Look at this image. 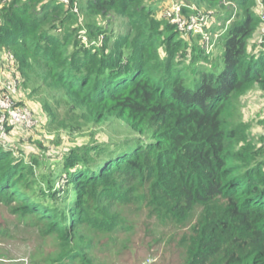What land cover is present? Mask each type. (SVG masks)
<instances>
[{
    "label": "trees",
    "instance_id": "obj_1",
    "mask_svg": "<svg viewBox=\"0 0 264 264\" xmlns=\"http://www.w3.org/2000/svg\"><path fill=\"white\" fill-rule=\"evenodd\" d=\"M181 1L185 14L194 1L224 9V0ZM235 1L240 13L214 64L205 42L190 44L192 34L155 19L160 0H1L0 51L14 55L15 72L63 92L65 130L111 134L72 150L54 178L38 179L21 148L0 144V202L37 217L83 261L72 247L79 228L137 203L166 221L195 219L185 264H264V162L243 145L235 114L244 92L264 91V49L250 51L255 0ZM112 14L128 30L106 53L115 36L96 19ZM99 33L102 48L92 46ZM49 111L51 123L62 121Z\"/></svg>",
    "mask_w": 264,
    "mask_h": 264
},
{
    "label": "rangeland",
    "instance_id": "obj_2",
    "mask_svg": "<svg viewBox=\"0 0 264 264\" xmlns=\"http://www.w3.org/2000/svg\"><path fill=\"white\" fill-rule=\"evenodd\" d=\"M160 1V8L153 16L156 20L168 21L165 11L170 6V0ZM176 1L182 3L181 0ZM235 2L224 0V9L207 8L206 5L199 8L195 1L191 6L195 13L211 14L210 37L197 39L192 34L188 38L190 44L193 41L199 44L205 42L206 55L211 63L215 64L216 58L222 53L221 40L226 26L238 19L240 9ZM255 2L259 28L250 41V51L256 53L264 49V19L261 12L264 0ZM225 17L231 20L226 21ZM96 21L107 31L108 36H115L110 39L106 48V53H109L115 39L127 33V20L112 14L108 17H97ZM104 35L105 33H99L96 36L98 39H92V46L102 48ZM85 36L88 43L90 40ZM2 51L5 50L0 52ZM189 53L191 49L185 59L187 65L191 61ZM161 54L163 55L162 49ZM1 66L6 83L20 81L17 84L15 100L28 106L39 120L38 126L32 130L9 128L6 140L1 144H14L21 148L25 159L30 157L38 179L44 175L54 178L72 150L109 139L111 131L105 126L95 129L87 127L72 133L65 130L63 121L65 117L72 116L68 114L69 104L63 92L53 85L40 86L41 81L37 79L19 76L11 64ZM50 109L62 121L51 123L53 118ZM235 114L245 130L246 142L243 145H250L255 157L264 162V91L255 87L244 92L239 98ZM64 179L65 175L56 183L57 186ZM15 208L16 203L7 205L0 202V264H185L187 248L183 240L195 223V219L186 223L166 221L151 214L148 207L137 203L119 204L109 209V217H101L98 223L79 228L72 247L84 255L86 261H83L81 256L75 254L77 251L68 254V246L57 235L47 234V227L37 217L23 216L16 213ZM112 225L114 229L110 230Z\"/></svg>",
    "mask_w": 264,
    "mask_h": 264
},
{
    "label": "built area",
    "instance_id": "obj_3",
    "mask_svg": "<svg viewBox=\"0 0 264 264\" xmlns=\"http://www.w3.org/2000/svg\"><path fill=\"white\" fill-rule=\"evenodd\" d=\"M2 1L3 3L6 2V0ZM59 1L63 4L70 5V0ZM74 9L75 12H78L77 5L74 6ZM183 9V4L178 3L176 0H170V6L165 11V17L181 33L200 35L202 38L208 39L210 37L209 26L211 23V14L202 12L193 13V11L185 14ZM261 12L264 19V4L261 6ZM83 41L86 42L85 35H83ZM14 62L15 57L12 53L7 51L0 53V144L6 140V134L9 128L32 130L38 126L39 122L37 116L28 106L15 100L18 89L17 82L6 83L3 80L1 64L13 65Z\"/></svg>",
    "mask_w": 264,
    "mask_h": 264
}]
</instances>
